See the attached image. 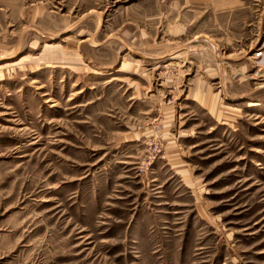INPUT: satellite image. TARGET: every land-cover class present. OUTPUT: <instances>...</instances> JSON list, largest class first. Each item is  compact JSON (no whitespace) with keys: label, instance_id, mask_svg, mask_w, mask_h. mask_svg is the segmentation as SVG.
I'll use <instances>...</instances> for the list:
<instances>
[{"label":"rangeland","instance_id":"374dc122","mask_svg":"<svg viewBox=\"0 0 264 264\" xmlns=\"http://www.w3.org/2000/svg\"><path fill=\"white\" fill-rule=\"evenodd\" d=\"M0 264H264V0H0Z\"/></svg>","mask_w":264,"mask_h":264}]
</instances>
